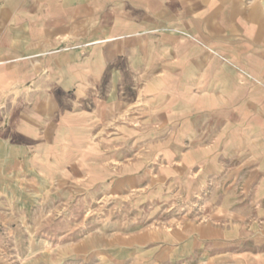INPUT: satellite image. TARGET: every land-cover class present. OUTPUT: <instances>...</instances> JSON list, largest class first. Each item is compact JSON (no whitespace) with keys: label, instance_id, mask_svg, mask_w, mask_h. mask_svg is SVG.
Segmentation results:
<instances>
[{"label":"crops","instance_id":"obj_1","mask_svg":"<svg viewBox=\"0 0 264 264\" xmlns=\"http://www.w3.org/2000/svg\"><path fill=\"white\" fill-rule=\"evenodd\" d=\"M182 180L202 222L58 227ZM0 264H264V0H0Z\"/></svg>","mask_w":264,"mask_h":264},{"label":"rangeland","instance_id":"obj_2","mask_svg":"<svg viewBox=\"0 0 264 264\" xmlns=\"http://www.w3.org/2000/svg\"><path fill=\"white\" fill-rule=\"evenodd\" d=\"M184 181L179 193L151 191L131 197L126 204L115 203L93 209L90 215H85L81 209L71 208L65 215V222L58 227L67 233L82 234L91 231L138 232L144 229L166 231L182 222H202L215 211L213 205L220 194L195 192ZM50 228L58 229L57 225Z\"/></svg>","mask_w":264,"mask_h":264}]
</instances>
